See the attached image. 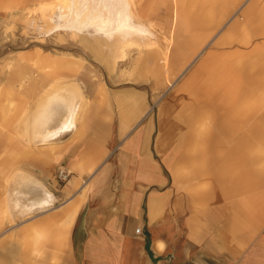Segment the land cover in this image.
Returning a JSON list of instances; mask_svg holds the SVG:
<instances>
[{"label": "crops", "instance_id": "0c3cea01", "mask_svg": "<svg viewBox=\"0 0 264 264\" xmlns=\"http://www.w3.org/2000/svg\"><path fill=\"white\" fill-rule=\"evenodd\" d=\"M230 1L186 0L171 59L188 60ZM241 16L179 88L180 100L169 109L170 156L150 119L132 127L139 111L133 98L117 116L97 96L102 85L85 97L66 78L36 72L23 94L33 97L22 118L24 137L5 144L11 151L2 165L13 169L1 191L0 222L39 213L24 229L26 246L31 251L44 238L38 250L54 255L53 264H264V164L255 158L264 153V45L239 50L264 36V5L256 0ZM17 86L10 89L18 90L20 80ZM58 91L77 96L72 127L66 130L67 107L56 112V122L25 119L37 100ZM14 110L1 107V121H13ZM58 166L69 173L62 185L52 178ZM18 172L47 189L54 203L8 217L5 191ZM56 198L61 204L53 207Z\"/></svg>", "mask_w": 264, "mask_h": 264}, {"label": "rangeland", "instance_id": "374dc122", "mask_svg": "<svg viewBox=\"0 0 264 264\" xmlns=\"http://www.w3.org/2000/svg\"><path fill=\"white\" fill-rule=\"evenodd\" d=\"M87 1L89 8L91 1ZM127 1L131 4L133 22L144 24L149 33L134 34L130 37L132 39L129 38L131 41L113 47L106 43L108 36L104 37L105 34L100 37L94 31H91L93 34L78 33L69 27L58 26L60 19L57 13L66 8L70 0H0V109L4 107L5 110L16 111V118L10 123L0 119V198L4 179L13 169L12 163L2 165L11 151L5 144L13 143V138L21 140L24 137L21 134L22 118L33 97L26 98L23 94L29 90L27 84L36 72L45 71L49 76L53 75L51 78H66L85 97H90V92L95 91L93 88L102 85L104 91L98 92L97 96L107 98L109 108L117 116L126 108L124 104L130 103L133 98L139 111L131 121L132 127L150 119L155 127L154 136H160L163 150L170 156L173 139L167 133L171 125L169 109L177 98L180 100L179 88L199 62L214 51V42L235 20L241 19V14L256 0H231L225 17L208 39L188 60L181 55L175 61L171 59V51L176 43L179 16L185 10L183 3L186 0ZM260 5H264V0H259ZM98 38L102 42L107 40L103 47L97 44ZM260 44L264 45V36L252 39L248 47H240L239 50L258 48ZM234 48L228 46L226 49L229 52ZM72 61L80 62L82 69L74 70ZM65 62L68 66L64 65ZM39 79L42 80V77ZM19 80L22 86L12 91L10 85L18 87ZM120 100L124 103L120 104ZM15 143L27 145L18 141ZM261 150L264 151V148ZM255 158L256 165L258 161L259 165L264 164V153L257 152ZM56 170L52 178L57 185H62L55 179ZM60 204L56 198L53 207ZM34 214L37 213L23 220L10 222L5 219L0 222V264H53L50 258H55L54 255L51 257L38 250L44 245V238L34 245L30 244L31 251L27 248L29 238L24 229L28 221L35 217ZM37 237H40L39 233Z\"/></svg>", "mask_w": 264, "mask_h": 264}, {"label": "bare ground", "instance_id": "6f19581e", "mask_svg": "<svg viewBox=\"0 0 264 264\" xmlns=\"http://www.w3.org/2000/svg\"><path fill=\"white\" fill-rule=\"evenodd\" d=\"M90 1H91L90 2L91 5L89 4L90 6L88 8V4L86 6V3L88 2L87 0H76V2L75 0H70V4L66 8L60 10L59 12L57 11L58 12L57 17L58 19H60L58 26L64 28L69 27L70 29L77 31L78 33L80 32L90 33L91 31L92 32L94 31L95 34L97 33L100 34L99 35L100 37L101 35L105 34L104 37L107 35L108 41L104 39V42H102V40H100L99 38L96 40L97 44L100 45L101 47H103L102 45L105 43V40L107 41L106 43L115 47L117 46L118 43L124 44L126 41L132 39L130 37H132V35L134 34L145 35V33L146 34L147 32L149 33V31H147L148 30L147 27L145 28L143 26L144 24L142 25L141 23L133 22L132 20L133 16L131 17L132 14L130 10L131 9L130 8L131 4L129 3L130 1L129 2L127 0H90ZM75 96L62 93L61 91H58V93L56 94L44 95L40 101L37 100L35 102L34 108L31 109L32 111L26 116L25 119H30L32 123L39 121L54 120L57 116L56 112L61 107L63 109L67 107L68 108L67 110H69V115L67 118L68 124L66 125L67 126L66 130H68L67 128L72 127L75 118V107H76L75 99L77 97ZM78 105L79 104H77V106ZM24 121L26 122V120ZM58 122L59 121H57V124ZM62 122L65 123V121H61V123ZM32 131H34V128L32 129ZM38 131L41 132L42 130H39L38 128ZM64 131L65 129L61 131H57L56 133H54V135H52V137L60 136ZM29 132L31 133V131ZM44 137L46 138V136ZM43 140L44 139L42 138L40 140L37 139L36 141L40 142ZM19 173L20 172H18L17 174ZM34 181L29 175H26L25 173L16 175L15 177L13 176V178L11 177V180L8 181L7 189L5 191V195H6L5 199L7 201L5 212L6 215H8V217L24 218L29 216L33 210L40 211L44 209L46 206H49L50 204L54 203L53 198L50 196L51 194H49L46 191L47 189L45 190L43 187L34 188L33 186Z\"/></svg>", "mask_w": 264, "mask_h": 264}, {"label": "built area", "instance_id": "2783aa9c", "mask_svg": "<svg viewBox=\"0 0 264 264\" xmlns=\"http://www.w3.org/2000/svg\"><path fill=\"white\" fill-rule=\"evenodd\" d=\"M69 178V173L63 166H59L55 173V179L58 183H65ZM137 232L139 229L136 230Z\"/></svg>", "mask_w": 264, "mask_h": 264}]
</instances>
